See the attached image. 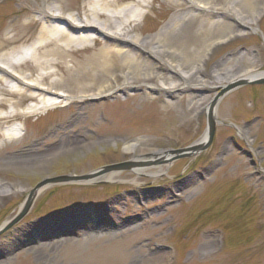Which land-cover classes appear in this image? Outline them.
Instances as JSON below:
<instances>
[{
	"label": "rangeland",
	"instance_id": "rangeland-1",
	"mask_svg": "<svg viewBox=\"0 0 264 264\" xmlns=\"http://www.w3.org/2000/svg\"><path fill=\"white\" fill-rule=\"evenodd\" d=\"M214 1L222 8L228 0ZM2 2L0 36L17 19L27 21L13 12L17 0ZM148 2L140 22L144 35L156 34L186 8L182 0ZM253 2L245 5L264 6V0ZM199 23L197 18L188 24L174 45L187 41L194 48ZM255 28L218 47L202 76L209 78L222 59L246 52L260 59L257 65L264 70V14ZM260 79L220 97L215 135L204 150H185L207 127V113L189 107L195 89L177 96L130 89L88 102L73 123L77 109L65 104L20 117L11 125L23 126L22 138L0 143V179L11 186L0 195V228L20 213L35 184L46 177L114 172L116 178L46 187L26 216L0 234V264H264V84L255 82ZM228 86L201 94L215 100ZM74 137L92 144L71 150ZM128 139L173 154L166 161L148 160L158 173L137 172L133 161L140 153L124 151ZM51 148L57 152L48 156ZM179 149L186 156L175 153ZM123 163L129 166L105 169Z\"/></svg>",
	"mask_w": 264,
	"mask_h": 264
},
{
	"label": "bare ground",
	"instance_id": "bare-ground-1",
	"mask_svg": "<svg viewBox=\"0 0 264 264\" xmlns=\"http://www.w3.org/2000/svg\"><path fill=\"white\" fill-rule=\"evenodd\" d=\"M182 1L186 8L156 34L144 35L140 22L148 12V0H17L13 12L27 21L17 19L0 36V143L22 138L23 126L11 125L20 117L67 105L77 109L73 123L81 119L80 111L88 102L141 87L147 94L175 96L195 89L198 95L189 101V107L217 119L213 97L201 93L218 85L264 78V70L257 65L260 59L249 52L222 59L212 67L209 78L202 76L206 63L221 45L243 31H256L264 6H249L253 0L249 5H245L248 0H228L222 8L216 7L214 0ZM0 7H4L2 0ZM197 18L199 39L194 48H188L187 41L174 45L177 35ZM28 26L32 33H27ZM80 52L86 54L74 60L72 55ZM231 60L235 63L225 68ZM64 64L66 73L62 74ZM26 101L32 104L23 106ZM205 139L203 136L186 152L198 150ZM91 144L74 137L70 146L78 150ZM136 150L140 153L133 161L136 171L151 174L158 172L149 161H166L173 154L144 148L140 139L124 142V151ZM55 152L51 148L46 154ZM115 178L114 172H93L89 181ZM10 187L0 179V195L10 192Z\"/></svg>",
	"mask_w": 264,
	"mask_h": 264
},
{
	"label": "water",
	"instance_id": "water-1",
	"mask_svg": "<svg viewBox=\"0 0 264 264\" xmlns=\"http://www.w3.org/2000/svg\"><path fill=\"white\" fill-rule=\"evenodd\" d=\"M245 82V81H244ZM244 82L241 83H235V84H231L229 85L227 88H224L219 96L213 100V104L214 107L216 106V103L218 102V100L220 99V97H222L226 92H228L230 89L236 87L237 85H240ZM256 83L259 84H264V79H260L259 81H255ZM218 119H215L213 117V115L211 113L207 114V127H206V132L204 134L205 136V142L199 147V149L204 150L207 149L214 138L215 135V131H216V125H217ZM187 151V149H185ZM182 152H184V150H175V153H179L181 154ZM182 156H186V153H182L180 155ZM129 165L128 164H117V165H113V166H107L105 167L106 170L109 169H120V168H127ZM90 178V174L87 175H80V176H69V175H58V176H54V177H46L44 179H42L40 182H38L35 187L30 191L20 213L7 225L5 224L3 227L0 228V234L2 232H4L5 230L11 228L13 225H15L16 223H18L24 216H26V214L29 212L34 199L37 197L38 194H36V192L38 190L43 191L46 187L52 185V184H58V183H67L70 181H77V182H85L88 181Z\"/></svg>",
	"mask_w": 264,
	"mask_h": 264
}]
</instances>
